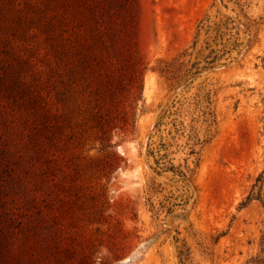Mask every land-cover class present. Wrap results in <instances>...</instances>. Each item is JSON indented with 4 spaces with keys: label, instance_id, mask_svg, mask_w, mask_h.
<instances>
[{
    "label": "rangeland",
    "instance_id": "obj_1",
    "mask_svg": "<svg viewBox=\"0 0 264 264\" xmlns=\"http://www.w3.org/2000/svg\"><path fill=\"white\" fill-rule=\"evenodd\" d=\"M1 62L0 264H264V0H0Z\"/></svg>",
    "mask_w": 264,
    "mask_h": 264
},
{
    "label": "trees",
    "instance_id": "obj_2",
    "mask_svg": "<svg viewBox=\"0 0 264 264\" xmlns=\"http://www.w3.org/2000/svg\"><path fill=\"white\" fill-rule=\"evenodd\" d=\"M19 66L8 62L0 64V99H5L16 107L35 108L32 93L25 75H21ZM28 96H30L28 98ZM33 105V106H32ZM6 105H0L5 108ZM2 152V151H1ZM2 155V153H0ZM173 171V170H171ZM174 172V171H173Z\"/></svg>",
    "mask_w": 264,
    "mask_h": 264
}]
</instances>
